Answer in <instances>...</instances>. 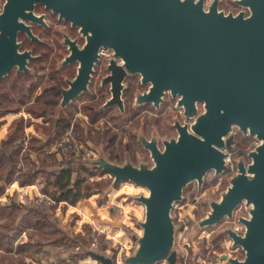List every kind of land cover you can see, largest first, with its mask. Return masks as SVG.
Here are the masks:
<instances>
[{"label":"water","instance_id":"water-1","mask_svg":"<svg viewBox=\"0 0 264 264\" xmlns=\"http://www.w3.org/2000/svg\"><path fill=\"white\" fill-rule=\"evenodd\" d=\"M245 9L227 13L220 0H6L0 12V81L14 68L31 70L35 58L31 49L21 50L20 31L37 38L29 21L44 23L36 13L38 3L79 27L86 41L65 35L69 54L64 64L79 62L78 73L62 89L66 107L84 92L102 47L112 48V96L105 106L118 105L126 111L123 90L129 73H140L148 90L138 92L135 105L160 107L167 90L179 97L186 122L176 121L178 135L139 139L150 152L153 163L135 164L130 155L121 163L98 151L86 162L113 175V188L123 181L146 187L148 193L133 195L145 205L143 229L135 250L124 264H176L177 227L172 211L184 198L193 181L203 187L209 171L219 175L229 169L227 157L237 145V126L245 134L257 136L258 145L249 152L251 161L241 156L237 170L220 199L210 198V211L197 228L234 219L245 204L249 215L239 216L245 230L228 226L225 232L233 247L241 246L245 257L223 253L230 264H264V0H236ZM202 104V108H200ZM162 143V145H160ZM102 264H117L107 253L90 250Z\"/></svg>","mask_w":264,"mask_h":264},{"label":"rangeland","instance_id":"rangeland-1","mask_svg":"<svg viewBox=\"0 0 264 264\" xmlns=\"http://www.w3.org/2000/svg\"><path fill=\"white\" fill-rule=\"evenodd\" d=\"M211 2L212 0H207V5ZM220 8L227 12L237 13L243 9L250 12L236 0H221ZM52 21L55 20L52 18ZM60 25L64 29L68 27L64 22ZM60 25L54 23V29L60 28ZM43 35L47 42L45 45L26 40V45L35 47L37 45L36 52L42 54V58L33 62L35 71L21 74L12 71L0 81V141L8 138L20 127L24 128V133L28 137L18 156L19 161L13 177L9 176V169L3 170L0 167V264H36L33 260L38 261L42 255L48 258L55 256L53 263L50 264H100L95 257L88 256L81 250L82 245L78 240L79 238L87 242L90 240L92 247L93 231L99 233V246L104 245L105 252L112 256L117 264H124L125 258L137 246L134 236L143 233L139 220L145 218V205L134 199L133 195L148 193V189L131 181H123L117 188H113L114 177L109 172L93 168L94 173L91 174L80 168L81 170L73 175V181L85 179L84 191L87 184L92 186L90 196L74 204L77 206L76 210H71L63 202L56 205L51 198L56 189L54 183L49 184L47 189L49 194L44 189L45 185H48L49 173L56 169L60 157L65 158V155L59 152V140L62 138L59 131L68 128L73 130V138L82 145V153L78 156L84 160H87L84 153L87 150L97 155L98 151H102L110 159L121 163L126 160V155H130L135 164L141 161L152 164L150 152L141 144L138 135L142 132L150 136L157 130L163 134L175 133L166 125L172 123V114H178L176 101L170 98L161 115L151 105H143L136 109L131 95H128L127 112L122 114L116 105L100 109L107 89L100 91L95 85V95L84 93L67 107H61V87L67 86L65 78L74 75V67L69 66L70 70L61 69L62 59L68 51L65 46L59 45L55 49L52 40L57 36L61 41V36L56 35L54 30ZM169 105L171 110L168 109V113L166 110ZM63 119H68V122L58 127ZM233 131L237 133L238 143L230 151L229 169L219 175H216L214 170L209 171L201 189L198 181L191 182L184 190V198L175 203L172 214L177 227L176 264H230L227 260L221 259L223 253L245 257L243 248L233 247L232 239L225 232L226 227L237 225L243 226L245 230L244 224L239 222V216L249 215L244 203L237 207L234 219L225 217L215 225L197 228L198 221L211 209L209 199H220L229 186L230 178L237 170L239 158L245 156L250 162L249 152L260 142L257 136L245 134L237 126ZM33 136L49 140L52 138V141L45 147L38 148L41 147L38 143L33 148L30 146V139ZM25 179L26 183L34 185L26 192L21 191V188L15 189ZM32 189L36 191V193L32 191L35 198L33 203L42 207L46 213L31 212V216L24 224L25 227L18 232L24 233L25 236L21 237L27 239L24 242L31 241V245L27 244L28 242L22 244L24 238L20 240L19 236L18 239L22 242H16L15 253L12 254L10 253L12 243L8 236L12 232L13 210L7 205L4 206L3 202L29 203L32 201L29 200ZM40 195L52 199L49 200L51 205L45 203L47 205L45 207L38 203L36 199ZM88 202L94 203L93 205L97 207L94 212L88 210V213L92 214L90 220L81 206ZM15 212L17 215L18 211ZM157 264L169 262L163 260Z\"/></svg>","mask_w":264,"mask_h":264},{"label":"flooded vegetation","instance_id":"flooded-vegetation-1","mask_svg":"<svg viewBox=\"0 0 264 264\" xmlns=\"http://www.w3.org/2000/svg\"><path fill=\"white\" fill-rule=\"evenodd\" d=\"M5 3H6V0H0V12L3 11V8H4ZM206 3H207V0H206ZM41 8H43L44 10L43 9L40 10ZM36 13L38 15H42L43 14L44 15V20H45L44 23L43 22H39V21H29L28 22L29 24H31L32 31L37 36V38L31 37L26 31H20L19 32V35H18V39L22 43L20 49L21 50L31 49L33 51V54L35 55V58L32 59V60H30V62H29V65L31 67V70L28 71V72H26V73H33L35 71V69L33 67V62L34 61H37L40 58H42V54H38L36 52L37 45H36V47L35 46L26 45V40H29V41H32V42H40L42 45L43 44L45 45V44H47V42H45V39H44V35L43 34H46V32H49V31L53 32V30H54L55 34L56 35L59 34L61 36V38H62L61 41L59 40V38L57 36H55L54 38H52V40H54V47H55V49H57V47L59 45V46H65L67 48V51H68L66 53V55H64V57L62 59V62H61L62 68L61 69L65 68L66 70H70V69H68L69 66L74 67V71H73L74 72V75L73 76H70V77L69 76H66V78H65L67 86H62L61 87V93H62V89L69 86L68 80L69 79H73L77 75V73H78V67H79V62L78 61H75L73 63L64 64V60H65L66 56L69 54V52H70V50H69V44H67L65 42V35L66 34L69 35L72 39H78V43H79L80 46H83L84 45L86 39L82 35V33L80 32L79 27H74L71 24V22L64 20L63 18H61L59 16L58 13L53 12L51 9H47L44 4H42V3H38L37 4V6H36ZM227 13H229V12H227ZM249 13L250 12H247V14H249ZM52 18L55 20L54 22L52 21ZM63 22L66 25L68 24V27H66L65 29L62 28V26L60 25ZM54 23L57 26L60 25V28L58 27V28H55L54 29ZM48 44H51L52 45L53 43H48ZM109 51H111V52H109ZM114 57H115V53H114V50L112 48H110V47H108V48L102 47L101 48L99 59L96 62L95 70L93 72V76H92L91 81L89 83L90 91L84 92L85 94H88V95L92 96V95H95L96 94V87L100 91H104L105 89H107V91H106L107 92V95H105V98H104L103 102L100 105V109H107V108H110V107L114 106V105L109 106V107L105 106L106 103H107V101H108V99L111 98V96H112V83L109 82L106 79L112 73V71L110 69V65H111V59L114 58ZM115 58H116L118 64H122L123 63V60H122L121 57H115ZM13 71L17 72V68H14ZM21 73H23V72H21ZM125 82L127 83L126 87L123 90V97L125 98V104H126V111H125V113L127 112V107H128V98H127L128 95H131L132 100H133V105H134V107L136 109L138 107H140V106H143V105H151L153 107V109H155L157 112L161 113V115H163V112L165 110L164 107H166L169 99L170 98H172V100L174 99L176 101V108L179 111H178V114H176V115L175 114L173 115L171 113L172 116H173V121H172V123H170V125H166V126L167 127L169 126L168 128L173 129L175 131V133L163 134L161 131H158V130H157V132L162 137L163 136L172 137V136L178 135V130L175 127L176 121L179 120V122L180 123H183V124L186 122V118H185V115H184V109L182 107H178L177 106L179 97L173 96V94L171 93V91L170 90H167V92H166V94L164 96V100L161 102V105H160L159 108L156 107L152 103L136 106L135 105V99H136L137 93L140 92V91L141 92H144V91L148 90L149 87H150V84H144L143 83L142 76H141L140 73H136V74L129 73L127 75L126 79H125ZM95 85H96V87H95ZM84 93H82V94H84ZM80 96H78V97H80ZM62 99H63V93H62ZM62 99H61V103H60L61 104V107H63L62 106ZM201 105L202 104H200V108H202ZM116 106L120 110V107L118 105H116ZM168 109L171 110L170 105L168 106L166 112H168ZM120 112H121V110H120ZM179 112H181V113H179ZM122 114H124V113H122ZM144 134L146 136H148V134H146V133H144ZM152 136H153V134H151L148 137L151 138ZM138 139H139V135H138ZM141 144H142V142H141ZM160 145H162V143H160Z\"/></svg>","mask_w":264,"mask_h":264},{"label":"trees","instance_id":"trees-1","mask_svg":"<svg viewBox=\"0 0 264 264\" xmlns=\"http://www.w3.org/2000/svg\"><path fill=\"white\" fill-rule=\"evenodd\" d=\"M68 119H63L62 122H59V125H63L64 123H67ZM61 133V134H60ZM66 133L65 129H62L59 131V134L61 136H64ZM58 135V136H60ZM60 136V137H61ZM28 137L24 133V128L20 127L15 132L11 133L8 138L2 139L0 141V167L4 169H9V176L12 178L14 175V169L19 161V154L21 150L24 148L26 139ZM52 138L49 139H42L40 136H33L30 139L31 147L35 148L36 144H41L42 148L48 145V143H51ZM37 149V148H36ZM82 159V160H81ZM84 170L87 172H90L91 174L94 173L92 170L95 167L90 166L86 160H84L82 157H79L73 150L65 156L62 160H60V163L56 166V169L49 173V176L47 178L48 181V187L51 182L54 183L56 186V189L53 193V196L51 198L54 199L56 202V205L60 202H63L66 206L69 204H76L79 200L89 197L91 194L92 186L90 184H87V189L84 191L83 188V182L85 179H79L77 181H73V175L76 173V171ZM37 172V171H36ZM34 172V175L35 173ZM54 177V179L52 178ZM27 179H25L24 182L26 183ZM47 187L45 190L46 193L49 194L47 191ZM81 242L82 248L81 250L88 256L91 255L90 250H96L100 252L106 253L105 249L106 247L99 246L97 248L91 247V241L83 240L82 238L78 239ZM100 264H102L100 262Z\"/></svg>","mask_w":264,"mask_h":264},{"label":"crops","instance_id":"crops-1","mask_svg":"<svg viewBox=\"0 0 264 264\" xmlns=\"http://www.w3.org/2000/svg\"><path fill=\"white\" fill-rule=\"evenodd\" d=\"M60 157V156H59ZM60 160H62V158L60 157ZM48 182V181H47ZM46 182V184H47ZM32 185H34V183H21L18 188H15L17 190H20L21 188V191H24L26 192V190L29 188V187H32ZM46 187L48 188V185H45V189ZM34 191L36 193V191L34 189L31 190V195H30V199L29 200H32L31 202L29 203H17V201H13V202H6L4 203L3 202V205L4 206H9L8 208L13 210V217H12V220H13V225H12V229H11V234L8 236V240L10 241V243H12V251L10 253H15V244L16 242H22V241H19V236H20V240L21 238L23 239L24 237H21V236H25V234H20L18 233L20 231V229L23 228L25 222L27 221L28 217L31 216V212H39V211H44L46 213L45 210L42 209V207H39L37 204L33 203V200L35 199L33 196V192ZM20 192V191H19ZM94 203H90L88 202L87 204H81V206L83 207L84 209V213L86 214L87 218L92 219V214L88 213V210L89 211H95V209H97V207H95L93 205ZM68 207L74 210H76L77 206L76 205H73V204H69ZM15 211H18L17 215H16V212ZM41 219V218H40ZM25 227V226H24ZM24 240H27V239H23V243H26L28 242L27 244H30L31 241H25ZM31 245V244H30ZM25 246V245H24ZM26 251L27 250V247L25 248ZM44 252V251H43ZM42 253V252H41ZM29 256H25V258H28ZM54 258L55 256H50L49 258L45 255H42V257L38 258V261L36 260H33L36 264H50V263H53L54 261ZM31 259V258H30Z\"/></svg>","mask_w":264,"mask_h":264},{"label":"built area","instance_id":"built-area-1","mask_svg":"<svg viewBox=\"0 0 264 264\" xmlns=\"http://www.w3.org/2000/svg\"><path fill=\"white\" fill-rule=\"evenodd\" d=\"M70 130V131H69ZM60 142V151L61 154H64L65 156L68 155L72 150L78 155L79 153H82V145L78 143V141L73 138V130L72 129H66V133L64 136H62V138H60L59 140ZM85 155H86V159H90V158H93V157H96L97 156V153H91L90 151H85L84 152ZM84 155V154H83ZM227 161L229 162L230 164V152H229V155L227 157ZM37 202L40 203L41 205H45V207L47 205H51L50 201H52V199L48 198L47 196L45 195H40L37 197ZM47 205H46V204ZM53 203H54V200H53ZM52 203V204H53ZM241 223V222H240ZM242 224V223H241ZM234 228L236 230H238L239 232H243L244 231V227L240 225H237V226H234ZM99 243H100V238H99V233H97L96 231H93V241H92V247L93 248H97L99 246Z\"/></svg>","mask_w":264,"mask_h":264}]
</instances>
